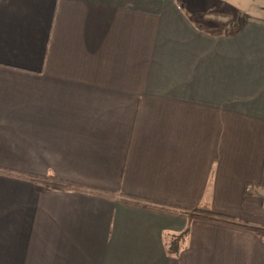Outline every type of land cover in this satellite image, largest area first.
Here are the masks:
<instances>
[{"label": "crops", "instance_id": "obj_1", "mask_svg": "<svg viewBox=\"0 0 264 264\" xmlns=\"http://www.w3.org/2000/svg\"><path fill=\"white\" fill-rule=\"evenodd\" d=\"M206 3L0 0V264H264V16Z\"/></svg>", "mask_w": 264, "mask_h": 264}, {"label": "trees", "instance_id": "obj_2", "mask_svg": "<svg viewBox=\"0 0 264 264\" xmlns=\"http://www.w3.org/2000/svg\"><path fill=\"white\" fill-rule=\"evenodd\" d=\"M25 176H26V174H25ZM27 177H30V176H27ZM32 179L41 182L42 184L46 185L48 188L56 189V190H67V189H72V188L73 189L74 188H80V186H78L76 184H73V183H70V182H66V181H63V180L59 179L53 173H48L46 176L35 175V176H32ZM87 190H89V191H91L93 193H98V190H96V189L88 188ZM99 194L109 195V194H104L103 192H100ZM125 202H129V203H133V204H139V205H144V206L152 207V208H158V209L173 211V210H171L169 208H165L163 206L152 205V204L151 205L150 204H142L136 198L125 199ZM200 209L203 211L204 214H193V213L187 212V211H177V212L182 213V214H186V216L188 218L203 217V218L214 219V220L225 222V223L236 224L229 217H226V216H223V215H220V214H216V213L210 211L206 205H202V207H200ZM244 226L249 228V229H251V230H253L254 232H256L259 235H264V228H260V227H256V226H249V225H244ZM186 233H187V229H184L182 231V233H180L176 237V239L171 242V245H170V248H169L170 252L178 251L179 243H180V241L183 240V236Z\"/></svg>", "mask_w": 264, "mask_h": 264}, {"label": "rangeland", "instance_id": "obj_3", "mask_svg": "<svg viewBox=\"0 0 264 264\" xmlns=\"http://www.w3.org/2000/svg\"><path fill=\"white\" fill-rule=\"evenodd\" d=\"M202 1V0H201ZM207 3L203 8L207 12L210 8V15L212 17L220 16L222 19L216 21V25L221 28H237L244 22L247 17L251 15L264 16V0H206ZM208 11V12H209ZM213 20V19H212Z\"/></svg>", "mask_w": 264, "mask_h": 264}]
</instances>
